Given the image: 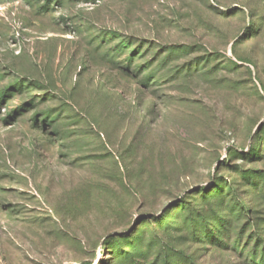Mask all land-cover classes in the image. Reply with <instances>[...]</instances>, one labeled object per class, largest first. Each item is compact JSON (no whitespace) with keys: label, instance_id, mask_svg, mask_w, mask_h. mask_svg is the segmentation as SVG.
I'll return each mask as SVG.
<instances>
[{"label":"rangeland","instance_id":"1","mask_svg":"<svg viewBox=\"0 0 264 264\" xmlns=\"http://www.w3.org/2000/svg\"><path fill=\"white\" fill-rule=\"evenodd\" d=\"M0 264H264V0H0Z\"/></svg>","mask_w":264,"mask_h":264}]
</instances>
